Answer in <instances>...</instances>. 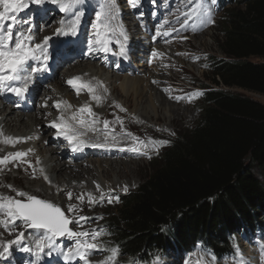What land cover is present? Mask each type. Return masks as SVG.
Wrapping results in <instances>:
<instances>
[{"label": "trees", "instance_id": "trees-1", "mask_svg": "<svg viewBox=\"0 0 264 264\" xmlns=\"http://www.w3.org/2000/svg\"><path fill=\"white\" fill-rule=\"evenodd\" d=\"M214 4L221 57L202 65L212 86L193 83L197 122L168 140L135 191L116 196L115 212L97 218L102 245L119 247L117 263L195 252L220 262L237 258L239 237L264 236V106L231 90L264 96V0Z\"/></svg>", "mask_w": 264, "mask_h": 264}, {"label": "bare ground", "instance_id": "bare-ground-1", "mask_svg": "<svg viewBox=\"0 0 264 264\" xmlns=\"http://www.w3.org/2000/svg\"><path fill=\"white\" fill-rule=\"evenodd\" d=\"M72 11L74 9L69 10L67 13L57 12L56 10L58 16H51L46 21V32L35 36L37 42L42 41L45 36L52 37L48 46V70L33 74L32 80L29 82L28 92L23 97H17L6 90L0 92V131L3 133V135H0V154L2 158L8 157L6 161L8 163L13 160L9 154L26 152L25 157H27V160H29L28 158L32 160L30 163L31 169L34 163H36L38 169L36 175L38 176V182L34 187L41 192L46 200H53L56 205L67 202V200L60 201V196H63L67 191L82 189L105 192L111 191L114 187L127 185V180L122 178L125 170L123 166L127 165H124L122 161H117L112 156L126 155L134 157L139 153L130 151L132 144L129 141L111 134L112 132L122 133L117 131H122L118 127L117 121L120 120L121 114H128L125 112L126 107L124 105V110L120 109L122 108L121 99H124V102L127 103L130 96L134 98L133 110L130 111V114L139 113L143 116L142 119H139V123L142 125L150 121L151 114L156 115L158 108L163 111V116L166 118L172 116L171 114L174 112L169 105L165 104L166 101L164 102L162 98H160L159 104L157 103L158 90L162 89L168 76V73L165 72L168 58H170L169 56L173 57L174 54L170 52L168 47L159 44L160 40L155 38L156 33L153 34V26L149 29L147 25L143 22L140 23L133 16V12L127 13L119 10L114 24L118 30L122 28L128 37L126 43L122 37L120 38V42L125 43L126 54L119 55L120 48L112 49L110 45V51L108 52L96 51L90 54L88 51L89 39L83 40L82 37L85 35L82 28V17L75 36L55 34L56 29L61 27V20L70 22ZM39 19L38 16L34 20V25L38 26V29L40 26L38 24ZM41 24L43 25L42 22ZM145 26L146 29L140 34L142 31L140 27ZM55 27V32L50 31ZM55 38L58 40H55ZM112 39L115 42L116 37ZM150 39H152V42ZM72 49L73 51H71ZM153 53H156V55H153ZM72 55H79V58L72 59ZM113 60L117 61L115 68L110 66ZM30 63L35 67L38 62L30 61ZM60 66L64 68L68 66V68L64 71L61 70L63 73H59ZM119 74L123 75L120 76ZM138 75L141 77H138ZM73 77H80L81 83L90 82L94 86V92L90 93L87 88H77L68 84L67 81ZM122 78L124 79L121 82ZM98 82L99 86H97ZM117 82L119 84L116 86ZM118 86L120 94L116 96L119 100H116L112 91H115ZM94 95L100 97V99H93ZM36 96H38L39 101L37 108L34 105ZM24 98L27 102L29 99L32 100L31 106L24 104L22 101ZM58 103L59 108L56 107ZM32 107L33 110L31 111ZM85 107L91 109V115L87 111H80L81 108ZM116 111L120 114H117ZM96 114L97 116L94 117ZM73 116L76 117L75 120ZM79 119H84L87 122L82 129L86 134L80 137L84 141L80 150L74 151L73 145H70L68 140L59 134L60 129L51 125L53 121L59 124L63 120L79 127L77 124ZM95 121H102L103 125L101 126ZM104 121H108L107 127L104 126ZM46 122L50 123L49 126L45 125L46 127H43ZM113 123L116 124V128L111 127ZM49 128L51 133L53 132L57 136L56 141L52 140L54 142L47 138ZM104 135H106L105 138ZM29 137L31 139H27ZM9 138L13 142H7ZM16 138L21 139L17 142ZM46 138L47 140L43 141ZM46 143L48 144L46 145ZM57 143H64L66 146L60 149ZM133 147L138 148L136 144H133ZM86 154L90 158L86 157L81 160V155ZM65 155H70L77 162L71 165L70 162H67L68 160L63 161ZM33 160L35 161L33 162ZM37 160L39 163H37ZM24 164H26V161ZM24 164H17L14 168L17 169ZM41 169H43V172H41ZM34 176L32 172L31 178ZM45 176L48 179H45ZM97 185L100 186L99 189H97ZM2 234L0 242L5 241L4 237L11 236L7 231L2 232ZM35 238L32 235L26 237V244L24 242H22V245L14 244L10 249L32 247ZM61 247L66 248V245H61ZM47 251L45 249V253ZM8 254L11 253L8 252ZM91 255L88 254V258ZM47 256V254H41L39 261L36 260L35 263L46 264L44 262ZM70 264H84V262L79 261L78 258H73Z\"/></svg>", "mask_w": 264, "mask_h": 264}, {"label": "rangeland", "instance_id": "rangeland-1", "mask_svg": "<svg viewBox=\"0 0 264 264\" xmlns=\"http://www.w3.org/2000/svg\"><path fill=\"white\" fill-rule=\"evenodd\" d=\"M27 2L29 3V7L19 13V18L21 20H31V24L33 25L32 33L34 36L45 33L47 28L46 21L50 19L51 16H58L56 14V10L57 12H60L59 4L53 3L52 0H44V2L40 4L31 3V0H27ZM105 2L106 0H81V2L78 4V7L74 9V11L83 12L82 28L85 32V35L82 36L83 40L93 39L95 30L93 29L92 25L96 23V13L101 10ZM116 3L119 10L127 13L133 12V16L140 23L143 22L145 25H147L149 29L153 26V34L156 33L155 38L160 40L159 44L168 47L170 52L174 54L173 57L169 56L170 58H168V63L165 67V72L168 73V76L165 84L162 86V89L158 90L157 93V103L159 104L160 98H162L164 102L166 101L165 104L169 105L174 112L171 114L172 116L166 118L163 116V111L158 108L156 115L153 116L151 114L150 121L147 124L142 125L139 123V119H142L143 116H141L139 113L130 114V111L133 110L132 106L134 103V98L130 96V99L127 103L124 102V99H121L122 108L120 109H124V105L126 107L125 112L128 114H121L120 120L117 121L118 127L122 130L117 131L122 133L112 132L111 134L129 141L130 144H132V147L133 144H136L140 149L139 155L134 157H128L126 155L112 156V158L120 162L122 161L124 165H127L123 166L125 170L122 177L128 182L126 186L118 188L114 187V189L111 191L105 192L101 190H72L67 191L65 194H63V196H60V201L67 200V202H64L58 206L61 207L62 211H65V214L70 219L74 221L79 220V225L73 223L69 226L74 231H99L96 229V224H98V216H102L105 213L115 212L116 205L114 203V198L117 195L135 191L142 184L146 173L150 172V162L156 159L161 150H163L165 147V144H160L157 142L174 139L179 133L195 125L199 118L200 100L196 98L194 92H196L200 86L199 83H193L198 81L208 86H212L210 84V80L208 79V71H206L202 65L207 55L221 57L216 42L220 38L219 24L222 13L217 7L212 5H203V8L201 9L202 16L192 17L186 26H182L181 22H177V17L180 18V21H183V16L181 13L191 11L194 1L193 3L189 4L188 0H139V3L135 7H133L131 0H116ZM178 9L179 12L177 11ZM43 14H45V16H43ZM38 16L40 17L38 20V24L40 25L39 29L38 26L34 25V20L37 19ZM206 19L212 22L205 23L204 21ZM124 21L126 22V20ZM165 21H169L170 23L166 24ZM57 24L59 25V22ZM26 27L27 25H20L21 29ZM173 28L175 31L172 30ZM55 29L56 27L50 29V31H54ZM140 29L142 30L140 34H142L146 29V26L142 28L140 27ZM165 32H168L169 34L164 35ZM55 40L58 39L55 38ZM150 41L152 42V39H150ZM35 42H37V40ZM110 48L119 49V44L116 43V40L110 44ZM71 51H73V49ZM137 53L139 52L137 51ZM76 58H79V55H72V59ZM252 60L259 61L256 59ZM67 65L69 66V64ZM68 66H65V68L60 66L59 73L68 68ZM110 66L115 68L117 66V61L113 60ZM119 75L122 76L123 74ZM138 77L141 76L138 75ZM123 79L124 78H122L120 81L122 82ZM118 84L119 82L116 83V86ZM231 90L248 96L249 98L259 102L264 106L263 95L236 88ZM112 92L113 95L115 94L114 97L116 100H119L116 97L120 94L119 86L116 87L115 91ZM28 102L29 105H31L32 100H28ZM14 103H16V101H14ZM38 103V96H36V101L34 103L35 108L38 107ZM32 110L33 107L31 111ZM100 112L101 111L99 110V113ZM116 113L120 114L118 111H116ZM96 116L97 114L94 115V117ZM95 122L101 126L103 125L102 121ZM49 124L50 123L46 122L43 124V127H48ZM111 127L116 128V124H111ZM49 130V133H47V138L51 141H56L55 138L57 136H55L53 132L51 133L50 128ZM105 136L106 135L103 137L105 138ZM133 136H136L135 138L137 139L133 140ZM47 138L43 141H46ZM47 144L48 143H46V145ZM57 146L60 149H63L66 145L64 143H57ZM86 157L90 158V156L86 154L81 155L80 159L82 160ZM0 158H2L1 154ZM28 159L29 160H27V157L24 156L23 158H18L16 160L13 159L14 161L12 160L8 163L5 162L0 164V195L5 197H16V191H23L46 200L41 192L34 187L36 182H38V176H36L38 169L36 168V163L32 165L31 169L30 163L32 160L30 158ZM62 160L65 162L68 160L67 162H70L71 165L77 162V160H74L70 155L63 156ZM25 161L26 164H24ZM34 161L35 160H33V162ZM21 163L24 165L17 169L14 168L15 165H20ZM130 167L131 169H129ZM32 172L35 176L31 178ZM9 185L11 188L8 187ZM125 187H127V191L123 190ZM68 192L72 193L71 200H69L67 196ZM78 196H83V199H76ZM110 198H113L111 203L108 202ZM89 199H91L93 203H89ZM50 201L53 202V200ZM69 204L75 205L77 210L75 212H68L67 208ZM81 217L87 219H80ZM17 223L19 224V222ZM18 230L25 231V239L23 241L25 244L27 242L26 237H31V235L33 237H37L38 235L36 230L26 229L23 225H20L18 229L12 231V233L15 234H11L9 237H4V240H13L15 238L14 235H16V231ZM5 231L9 232L3 226H0V236H3L2 232ZM101 237L102 235L99 236L98 243L102 246V248H105L100 242ZM248 238V240H245L242 237L238 238V256L235 259L215 262L208 254L196 252L192 255H189L188 257H184L183 255L169 256L159 261V264H264V236L256 237L254 235H249ZM68 241L69 240L66 238H58L57 244L60 247L61 245H66L67 247L72 243ZM21 248H11L9 250L11 254L7 253L5 257L1 258L0 264H36L35 251L33 250L25 252L22 251ZM30 253L32 254L30 255ZM89 254H92L91 257L88 258V260L91 261V264H96L97 261H104L109 255L108 252L102 250L90 252ZM53 256L55 257L53 258ZM44 263L70 264V262H65L63 256L57 251H53L51 255H48ZM115 264L125 263H117V261H115Z\"/></svg>", "mask_w": 264, "mask_h": 264}, {"label": "snow or ice", "instance_id": "snow-or-ice-1", "mask_svg": "<svg viewBox=\"0 0 264 264\" xmlns=\"http://www.w3.org/2000/svg\"><path fill=\"white\" fill-rule=\"evenodd\" d=\"M43 2L44 0H31V3L34 4ZM52 2L59 4L62 13H67L69 10L75 9L81 0H52ZM188 2L191 4L193 0H188ZM214 2L215 0H213ZM131 3L135 7L139 3V0H131ZM28 7L29 3L27 0H0V92L6 90L17 97H23L28 92L29 82L32 80L33 74L48 70V46L49 41L52 39L50 36H45L42 41L35 42L36 37L32 33L31 20H21L19 18V13ZM202 8L203 4L196 2L191 11L181 13L183 21H180V18L177 17V22H181L182 26H186L192 17L202 16ZM177 11L179 12V9ZM118 12L116 0H106L101 10L96 13V23L92 25L95 30L93 39L89 40L88 43L90 54L96 51H110L109 45L113 42V37H116V43L119 44V55L123 56L126 54L125 43L128 37L122 28L118 31L117 26L114 24ZM82 16L83 12L72 11L70 22L61 20V27L56 29L55 34H71L75 36ZM204 22L208 23L212 21L206 19ZM165 23L168 24L170 22L165 21ZM20 25H27V27L21 29ZM172 30L175 31L174 28ZM168 34V32L164 33V35ZM121 37L125 43L120 42ZM153 55H156V53H153ZM30 61L38 62L37 66L33 67ZM67 83L73 87L87 88L90 93L94 92V86L90 82L81 83L80 77L70 78ZM97 86H99V82ZM93 99L99 100L100 97L94 95ZM68 106L71 107L70 105ZM117 106L119 107V105ZM56 107L59 108V103ZM80 111H87L91 115L90 108H81ZM73 119L75 120L76 117L73 116ZM77 124L79 127L61 120L59 124L53 121L51 125L54 128L60 129L59 134L68 140L70 145H73L74 151L80 150L81 145L84 143L80 137L86 134L82 129L86 126L87 122L84 119H79ZM104 126H108V121H104ZM0 135H3L2 131H0ZM20 139L16 138V141L18 142ZM136 139L133 137V140ZM7 142L13 141L9 138ZM157 143L166 144L168 141ZM130 151L139 153L140 149L132 147ZM9 155L13 159H18L26 156L27 153L16 152ZM7 159L8 157L0 158V164L5 163ZM37 163H39L38 160ZM41 172H43V169H41ZM44 178L48 179L46 176ZM8 187L11 188L10 185ZM99 187L97 185V189ZM123 190L127 191V187ZM67 196L69 200L72 199L71 192H68ZM16 197L0 195V226L7 229L10 235L20 225H23L26 229L36 230L38 235L33 241V246L22 247L21 250L25 252L34 250L37 262L41 254L51 255L53 251H57L63 256L65 262L78 258L84 264H91V261L88 260V254L102 250L108 252L109 255L104 261H97L96 264H115L120 255L119 247L102 248L98 243L99 236L101 235L100 231H74L69 225L73 223L79 225V220L74 221L70 219L60 206L23 191H16ZM76 199L82 200L83 196H78ZM112 199L110 198L108 202L111 203ZM114 199L118 200V197ZM89 203H93V201L89 199ZM76 210L75 205L69 204L67 208L68 212H75ZM80 219L86 220L87 218L81 217ZM58 238H66L73 243L69 244L66 248H62L57 244ZM24 239L25 231L18 230L16 231L15 239L0 242V258L5 257L12 245H22ZM45 249L48 250L47 253H45ZM159 259V257H156L153 264H159Z\"/></svg>", "mask_w": 264, "mask_h": 264}]
</instances>
